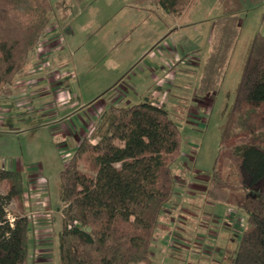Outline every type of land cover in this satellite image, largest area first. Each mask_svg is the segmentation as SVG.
<instances>
[{
  "label": "rangeland",
  "instance_id": "rangeland-1",
  "mask_svg": "<svg viewBox=\"0 0 264 264\" xmlns=\"http://www.w3.org/2000/svg\"><path fill=\"white\" fill-rule=\"evenodd\" d=\"M59 1L68 9L65 16L62 5L56 7ZM50 2V25L29 54L27 69L0 90V170L21 172L29 201L25 214L31 220L26 236L36 239L25 264H58L60 172L105 106L125 105L130 91L127 76L139 63L129 48L144 36L148 20H156L158 27L170 24L166 37L187 52L181 57L175 48H166L151 85L140 97L129 99L135 104L147 97L162 106L181 135L180 156L172 166L175 188L165 206L169 227L156 229L150 257L153 264H230L246 227L245 215L233 206L210 201L205 191L216 166L230 184L237 185L227 157L229 147L222 148L224 154L220 151V126L234 101L249 45L257 32H264V0H195L176 18L155 9L153 0ZM224 15L239 17V33L221 82L212 94L200 98L194 91L208 55L211 27ZM190 52L195 54L191 57ZM192 61L195 68L184 77L180 68ZM145 85L143 80L138 93ZM255 113L254 123L263 131L264 108ZM244 134L237 131L234 143L240 144ZM52 135L62 144L55 146ZM28 176H38L34 181L39 193L32 198L26 189ZM6 187L0 184L1 194ZM18 212L15 202L7 205L10 217Z\"/></svg>",
  "mask_w": 264,
  "mask_h": 264
},
{
  "label": "trees",
  "instance_id": "trees-1",
  "mask_svg": "<svg viewBox=\"0 0 264 264\" xmlns=\"http://www.w3.org/2000/svg\"><path fill=\"white\" fill-rule=\"evenodd\" d=\"M194 1L155 0L169 18L181 16ZM60 5L65 16L68 9L60 1L56 7ZM51 7L50 0H0V90L27 69L29 54L50 25ZM238 33L236 15L213 22L197 97L212 94L221 82ZM261 108L264 32H257L246 53L234 101L220 126V151L224 154L222 148L229 147L227 157L237 185L230 184L216 166L205 191L210 201L233 206L245 215L246 227L230 264H264V130L254 123L255 112ZM239 129L245 134L235 144ZM180 146L179 128L149 98L135 104H107L59 175L58 264H153L150 245L156 229L169 227L165 206L175 188L172 166ZM2 183L7 187L0 193V264H25L31 223L24 211L21 172L0 170ZM11 202L20 213L12 223L6 213Z\"/></svg>",
  "mask_w": 264,
  "mask_h": 264
},
{
  "label": "crops",
  "instance_id": "crops-1",
  "mask_svg": "<svg viewBox=\"0 0 264 264\" xmlns=\"http://www.w3.org/2000/svg\"><path fill=\"white\" fill-rule=\"evenodd\" d=\"M141 3H143V2H140V5H141ZM151 3H153V5H155V7H156L155 9H157L158 6H157L155 0H153V2H151ZM151 3L147 2V5H149V4L152 5ZM149 12H151V11H149ZM152 13L155 14V10L152 11ZM152 21L151 20L147 21L148 26L143 32L144 36H141V38L138 37L136 44L131 45V47L129 48V52L131 51L130 54L132 55V58H138L137 60H139V63L137 65H135V67H136L135 71L134 72L132 71L131 75L127 76L128 87H129L128 90H130L131 92L127 91L126 97L123 100L124 104H130L129 99H132L135 96L140 97L141 93H143L151 85V79L154 78V76H155L154 74L158 73L160 68H161V66H160L161 61H158V60H160V58L163 57L162 55H164L166 48H169V49L171 47L175 48L177 54H179L181 57H183V54L187 53V52H184L180 47L175 45L172 41H170L166 37V33L169 32L171 29L170 24L164 23V25H161V27H158L156 22H155L156 20L153 22ZM161 41H162V43H159ZM191 53L195 54L194 52H190L189 54H191ZM192 54H191V57H192ZM165 57H166V54L164 55V58ZM164 58H163V60H165ZM184 62L185 61H183L182 63H184ZM174 63H175V60H174V62H171L169 65L173 66ZM192 63H193V61L190 64H187V65L182 66L180 68V69H182L180 73L183 74L184 77L188 76V74L191 73L192 69L195 68L193 65H191ZM178 65L180 66L181 63H178ZM143 80H145L146 85H145V87L143 86V88L138 93V90H139L141 84L143 83ZM194 93H195V91H194ZM112 104H114V103H112ZM53 136L54 135H52V140L55 143V146L62 144V142H60V143L55 142L56 138ZM63 138H65V137H62V139ZM62 139H61V141H62ZM56 140L58 141L59 139H56ZM12 171H15V169ZM28 177L30 179L27 178L28 179V185H27L28 187L26 189L31 190L30 197L32 198V197H35V195L37 194V191L39 193V190H37V186L35 185V182H37V181H34L35 178H37L38 176L33 177V178H31L30 176H28ZM32 190H34V191H32ZM32 192H34V195L32 194ZM39 200L40 199H38V201ZM28 202L29 201L25 199L24 211L26 213H27L26 210L28 208L27 207ZM30 222H31V220H30ZM38 231L42 232V229L39 228ZM33 234H35V233L33 232ZM33 237H34V235H33ZM28 240H29L30 247L32 248L31 244L33 242H35L36 239L35 238L34 239L28 238Z\"/></svg>",
  "mask_w": 264,
  "mask_h": 264
},
{
  "label": "built area",
  "instance_id": "built-area-1",
  "mask_svg": "<svg viewBox=\"0 0 264 264\" xmlns=\"http://www.w3.org/2000/svg\"><path fill=\"white\" fill-rule=\"evenodd\" d=\"M68 157V155L65 157V158H67ZM68 158H70V156L68 157ZM67 162V161H66ZM43 206H46V204L44 203L43 204ZM38 211H39V208H38ZM28 217V216H27ZM33 217V216H32ZM7 219H8V221L10 222V223H12L13 222V220H14V218L13 217H10L9 215H7ZM28 219H29V217H28ZM30 220V219H29Z\"/></svg>",
  "mask_w": 264,
  "mask_h": 264
}]
</instances>
